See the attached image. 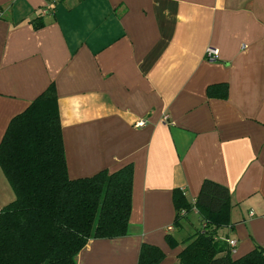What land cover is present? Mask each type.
I'll return each mask as SVG.
<instances>
[{"label": "crops", "instance_id": "crops-1", "mask_svg": "<svg viewBox=\"0 0 264 264\" xmlns=\"http://www.w3.org/2000/svg\"><path fill=\"white\" fill-rule=\"evenodd\" d=\"M45 4L0 0V141L53 82L68 177L133 165L126 235L90 239L77 264H137L142 243L177 264L191 216L203 223L192 209L174 226L173 191L193 203L205 179L231 194L216 231L231 258L264 248V0H58L41 15ZM217 84L226 97L208 94ZM14 199L0 166V209Z\"/></svg>", "mask_w": 264, "mask_h": 264}, {"label": "trees", "instance_id": "trees-1", "mask_svg": "<svg viewBox=\"0 0 264 264\" xmlns=\"http://www.w3.org/2000/svg\"><path fill=\"white\" fill-rule=\"evenodd\" d=\"M41 17L33 19L35 28L43 25ZM215 90L226 97V84L209 86L207 92L212 96ZM0 166L15 192L0 209V264H77L90 239L126 235L133 165L68 177L53 82L10 120L0 141ZM173 203L175 227L192 209L203 223L185 240L177 264H264L260 245L233 260L227 243L217 237L216 231L231 222L226 186L205 179L193 203L179 189L173 191ZM165 238L169 246L177 245L173 235ZM164 256L160 247L142 243L137 264H158Z\"/></svg>", "mask_w": 264, "mask_h": 264}, {"label": "built area", "instance_id": "built-area-1", "mask_svg": "<svg viewBox=\"0 0 264 264\" xmlns=\"http://www.w3.org/2000/svg\"><path fill=\"white\" fill-rule=\"evenodd\" d=\"M58 0H46V4L41 7V10H40V13L41 15H45L49 12V9H53L56 2ZM217 51L215 48L213 47H208V49L206 50V53H205V57H207V59H210V60H215L217 59ZM143 122H141L142 124ZM184 210L181 211V214H184ZM171 228V227H169ZM229 246L230 247H234L235 244H236V240L235 239H230L229 242H228Z\"/></svg>", "mask_w": 264, "mask_h": 264}, {"label": "rangeland", "instance_id": "rangeland-1", "mask_svg": "<svg viewBox=\"0 0 264 264\" xmlns=\"http://www.w3.org/2000/svg\"><path fill=\"white\" fill-rule=\"evenodd\" d=\"M182 219L185 220V218H182ZM191 220H192V224H191V228H190V233L186 238L193 235L197 229L201 228V223H200L199 219H197L195 216H191ZM181 224H182V222H181ZM185 240L186 239H184V241H183L184 243H185Z\"/></svg>", "mask_w": 264, "mask_h": 264}]
</instances>
